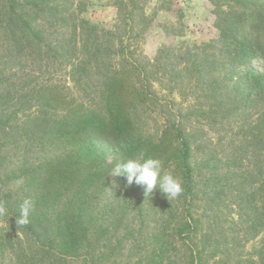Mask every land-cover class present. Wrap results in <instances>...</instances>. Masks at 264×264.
<instances>
[{"label":"trees","instance_id":"16d2710c","mask_svg":"<svg viewBox=\"0 0 264 264\" xmlns=\"http://www.w3.org/2000/svg\"><path fill=\"white\" fill-rule=\"evenodd\" d=\"M6 1L3 5L5 19L1 20L0 28L5 23L8 24L13 42L20 48L18 51H23L26 43L34 46L45 38L46 30L34 24L33 20L46 14L51 17L47 16L42 20L50 18L54 27L62 22L61 26L69 29L72 25L76 27L78 19L82 18L80 21L84 24L88 41L92 36L96 39L92 46L93 53L101 54L102 46L109 43L108 53L111 57L109 64L103 66L106 72L102 83L104 105L99 109L79 111L75 108V98L70 97L59 85L49 82L50 79L39 81L40 74L33 76L31 73L27 75L35 83L31 89L33 97L27 99L28 96H25L17 101L27 106V110L38 106L40 109H37V113L15 111L12 116L15 119L13 125L6 127V119L12 113L8 114V109H1L0 128L5 131H0V204L6 209L0 215L1 253L13 252L14 264H34L33 261L39 262L36 264H64L76 260L84 261L85 264H110V259L121 248L125 252L124 258L116 261V264H227L225 255L228 253L230 257L233 256L231 245L240 246L242 241L250 240L264 231V216L261 209H256L253 219L256 222L252 221L253 224L248 225V228L239 230L235 221L229 225V228L234 229L232 236L235 238L244 232L242 239L231 242V245L227 242L221 246L220 240L226 234L225 228L222 229L224 214L221 206L226 200L221 201L222 187L218 183L222 179V173L217 172L220 177L218 179L210 175L205 177L202 172L201 177H198L197 171L208 164L210 158L205 157L198 163L192 160V145L200 135L199 131L187 128V121L193 117L194 112L181 115L173 101L161 99L155 94L153 83L163 79L162 69H167L162 60L164 51L160 50L155 58L144 59L139 56V41L133 33L129 32L126 38L117 40V32L121 31L119 23L113 29L103 30L84 19L83 13L89 4L84 0ZM132 2L133 0H122L120 7L128 10L123 19L133 29L136 15L130 9ZM33 13L36 15H32ZM142 16L146 17L145 13ZM55 18L58 21L54 23ZM255 18L257 22L254 29H259L264 24V12H258ZM231 20L237 26L234 40H228V33L222 32L220 53L224 58L217 64L224 65L222 83L231 81L226 84L227 87L236 85V98L241 101V106L237 108L241 109L246 96L259 94L254 60L262 59L264 63V42L259 37L247 35L239 38L240 26L244 20ZM47 44L58 51L61 47L74 51L79 49L77 37L73 39L72 36L69 39L47 41ZM85 48L88 50V43ZM198 49V46L191 48L192 51ZM189 50L190 48L185 54ZM200 61L198 57L193 59L191 67L196 70ZM70 62L75 73L76 67L87 63L88 59L76 57ZM244 67H247L246 72ZM185 68L184 66L176 73H182ZM172 80L175 85L178 84L175 77ZM262 86L264 89V76ZM229 92L226 91L225 98H231L232 94ZM154 103H162L165 107L162 109L170 117L163 128L158 126L150 132V108ZM1 104L3 103L0 101ZM42 111L61 112L64 116L44 126L42 122L48 118L38 115ZM157 123L159 124L158 120ZM33 138H38L43 143L45 151L50 142L60 152L45 157L38 156L28 164V160H16L14 162L18 164L10 168V163L15 159L14 154L25 146L19 144L24 140L27 144ZM102 138L119 143V157L109 159L106 153L96 147L95 141ZM140 153L160 159L165 170L180 178L184 191L179 197L168 201L162 193L155 194L151 200L139 196L137 208L142 216L151 210L157 211L161 201L165 202L161 212L162 222L156 218L153 220L156 225L152 226L148 224V219L140 218V222L132 228L122 227L125 220H128L129 225L134 224L131 217H126L135 210L128 205L129 200L131 201L128 194L136 193V184L133 182L131 191L121 196L116 195L113 201H107L105 194L111 187L113 178L109 174L119 159L122 158L124 162ZM124 183L127 185L125 178ZM230 196L231 203L223 205L224 208L231 207L228 209L230 212H234L237 206L235 203L242 206L243 201H247L246 196L241 193ZM249 197L252 203L257 201V194L251 193ZM25 198H30L35 207L30 214L29 223L22 226L16 220L20 215L19 205ZM203 204L204 214L194 217L193 212L202 209ZM169 210L170 217L164 218ZM137 217L139 216L132 215L133 219ZM238 217L242 218L241 221L247 220L245 213ZM205 221L206 231H202ZM16 228L21 229L22 233L17 234ZM199 230L202 239L194 242L189 237H194ZM213 257L215 259L211 263Z\"/></svg>","mask_w":264,"mask_h":264},{"label":"rangeland","instance_id":"374dc122","mask_svg":"<svg viewBox=\"0 0 264 264\" xmlns=\"http://www.w3.org/2000/svg\"><path fill=\"white\" fill-rule=\"evenodd\" d=\"M84 1L89 3L83 13L84 19L103 30L113 29L119 23L121 31L117 32V40L119 41L121 37L126 38L129 32L133 33L139 41V56L141 55L144 59L155 58L160 50L164 51L162 60L167 69H162L161 72L163 79L160 80L163 82L155 80L153 83L155 94L161 99L167 98L173 101L181 115H187L186 113L189 111L194 112L193 117L187 121V128L199 131L200 135L192 145L194 149L192 160L194 163H198L205 157L210 158L209 163L204 164L201 166L203 168L197 171L199 172L198 177H201L202 172L205 177L210 175L218 179L220 177L217 172L222 173V182L218 183L222 187L221 201L226 200L221 205L222 214H224L222 229L225 228L226 234L220 240L221 246L227 242L230 245L233 241L238 242L237 240L242 239L244 232L237 238L233 237L232 234L235 232L234 229L229 228L230 223L237 222L239 230H242L253 224L256 209H261L264 216V188H262L264 187V89L262 86L264 63L262 59L253 57L255 58V77L259 81L257 89L259 94L252 93L250 96H246L241 109L237 108L239 105L241 106V101L236 98V85L227 87L226 84L231 81L222 83L221 79L225 69L223 64L217 63L218 61L222 62L224 58L220 53L222 32L228 33V40H234L233 35L237 26L232 23V18L244 20L243 25L240 26L239 38L247 35V37H259L264 42V24L259 29H254L257 22L255 15L258 12H264V0H133L130 7L136 15L133 29L123 19L124 13L128 10H122L120 7L122 0ZM5 2L7 1L0 2V22L5 19L3 18ZM234 10H237L236 13ZM142 13H145L146 17L143 18ZM47 16L41 14L38 19L33 20L34 24L46 30L45 38L43 37L41 42L34 46H29L30 43H26L27 46L21 52L13 42L14 38L8 24L5 23L0 28V96L2 98L0 101L3 103L0 105V112L5 108L8 109V114L12 113L10 118L6 119V127L13 125L15 119L12 116L15 111L23 113L27 110V106L21 105V102L18 103L19 98L28 96L27 99H30L33 97L34 93L31 89L35 83L27 73H31L33 76L40 74L39 81L50 79L49 82L59 85L70 97L75 98V108L79 111L99 109L104 105L102 83L106 72L103 66L109 64L111 57L108 53L110 52L109 43L102 46L101 54L93 53L92 46L96 39L92 36L88 41L84 24L80 21L82 18L78 19L76 27L72 25L69 29L68 27L63 28L62 22L54 27L50 18V20H42L51 17V15ZM56 21L58 19L55 18L54 23ZM60 33L63 34L60 35ZM71 36L73 39L77 37L79 46L77 51L66 47H61L58 51L50 48L47 44V41L69 39ZM106 39L105 37L104 40ZM86 43L89 44L88 50L85 48ZM194 46H198L199 49L192 51L191 48ZM189 48V53L185 54ZM207 53L209 54L206 55ZM76 57H84L88 59V62L78 65L73 73L70 60ZM197 57L201 61L198 62L195 70L191 64ZM184 66L186 67L185 71L176 73ZM175 67L177 69L174 70ZM243 69L245 72L247 71V67ZM54 70L57 72H53ZM101 70L103 73H99ZM32 71L35 72L32 74ZM173 75L178 80L177 85L172 80L174 79ZM226 91H230L231 98H225ZM4 100L7 102H3ZM151 103L153 102L151 101ZM153 106L150 108L152 115L149 118L150 132L158 126L163 128L170 117V114L162 109L165 108L162 103H154ZM37 109L40 108L38 106L31 107L27 111L37 113ZM38 115L48 118L42 122L44 126H47L63 117L64 113L42 111ZM0 131L4 133L5 129L0 128ZM25 141L19 144L25 146L14 154L15 159L10 163V168L18 164L14 162L16 160H28V164L38 156L45 157L60 152L57 147L51 146L50 142L47 143L48 149L45 151L43 143L38 138L31 139L27 144ZM95 145L106 153L109 159L119 157L121 154L118 142L102 138L96 140ZM41 148L42 151L39 152ZM60 150L63 151V149ZM30 157L33 159H29ZM122 162L121 158L117 163ZM113 181H115V185ZM132 185H125L123 177H113L111 187L105 194L106 200L113 201L116 195L121 196L129 190L131 191ZM135 187L136 193L129 192L128 194L131 197L128 205L135 209L132 215L135 214L139 217L133 219L131 212L126 218L131 217L134 224L129 225L128 220H125L122 227L132 228L140 222V218L148 219V224L152 226L156 225L153 221L156 218L162 222L163 213L161 212L164 201H161L157 211L151 210L145 216H142L139 212L140 209L137 208L139 196L151 200L155 194L161 193L159 188L155 189L151 195L146 196L143 187L137 184ZM237 193L244 194L247 201L244 200L242 206L233 201L237 206L234 208V212H230L231 210L228 209L231 207L224 208L223 205L231 203L230 195ZM251 193L257 194L255 203L251 202L249 197ZM162 198L164 199V197ZM204 207L203 204L202 209L195 210L196 212H193L192 215L196 218L202 216ZM241 213L247 214V220L241 221L242 218L238 217ZM170 215L171 211L169 210L164 214V218L170 217ZM250 215L251 219H249ZM173 219L175 221L176 217ZM1 221L0 218V225ZM206 221L202 231H206ZM15 230L17 234L22 233L21 229L16 228ZM215 237L218 239L217 236ZM189 238L194 242L199 241L202 239L201 230L194 237L190 236ZM231 248L233 256L230 257L228 253L225 255L227 264H264V231L250 240L242 241L240 246L231 245ZM123 253L125 252L120 248L110 259L111 263L116 264V261L124 258ZM214 259L215 257L211 259V263ZM13 261H15L13 252L6 251L3 254L0 251V264H14ZM33 262L34 264L39 263ZM64 264H85V262L76 260Z\"/></svg>","mask_w":264,"mask_h":264},{"label":"clouds","instance_id":"9594fccd","mask_svg":"<svg viewBox=\"0 0 264 264\" xmlns=\"http://www.w3.org/2000/svg\"><path fill=\"white\" fill-rule=\"evenodd\" d=\"M112 177H124L127 185L135 184L143 187L145 195H151L157 188L168 200L179 197L184 191L182 181L171 171L163 167V162L158 158L146 157L144 153L127 159L122 163H116L110 174ZM115 185V181H113ZM34 202L30 198H25L19 205V217L16 223L27 225L29 217L34 210ZM6 209L0 204V215Z\"/></svg>","mask_w":264,"mask_h":264}]
</instances>
